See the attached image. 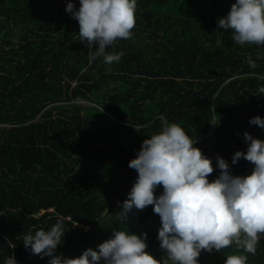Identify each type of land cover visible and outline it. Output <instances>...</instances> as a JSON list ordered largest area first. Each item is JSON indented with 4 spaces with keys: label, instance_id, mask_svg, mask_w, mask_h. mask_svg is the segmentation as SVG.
Here are the masks:
<instances>
[{
    "label": "trees",
    "instance_id": "16d2710c",
    "mask_svg": "<svg viewBox=\"0 0 264 264\" xmlns=\"http://www.w3.org/2000/svg\"><path fill=\"white\" fill-rule=\"evenodd\" d=\"M79 0H0V264H49L23 244L28 232L63 222L54 255L77 258L117 230L147 233L146 251L162 258L161 218L154 205L118 214L137 178L129 162L145 139L178 123L212 159H226L235 176L255 165L244 133L264 140L253 125L264 118V46H240L219 28L235 0H138L134 37L109 52L119 63L90 59L79 23L66 11ZM87 102L89 105L79 103ZM163 194L159 186L156 195ZM235 246L202 251L200 264H225ZM247 264H264V239Z\"/></svg>",
    "mask_w": 264,
    "mask_h": 264
},
{
    "label": "clouds",
    "instance_id": "9594fccd",
    "mask_svg": "<svg viewBox=\"0 0 264 264\" xmlns=\"http://www.w3.org/2000/svg\"><path fill=\"white\" fill-rule=\"evenodd\" d=\"M79 8L68 2L66 11L79 23V37L89 49L90 59L103 58L108 65L119 63L124 52H109L119 40L134 37L138 0H79ZM219 28L231 30L238 45L264 46V0H235L226 16L218 19ZM264 60L248 57L251 69ZM264 94V85L258 87ZM253 125L264 129V118L256 116ZM247 151H236L231 164L241 158L255 167L250 175L235 176L229 162L217 157L218 178L210 181L213 161L196 147L194 140L180 124L166 123L145 139L129 167L137 178L118 214L124 222L128 214L154 205L161 218L157 239L165 255L158 259L146 251L148 234L117 230L114 236L98 246L88 248L77 258L54 255L65 235L62 221L49 230L28 232L23 244L33 255L50 257L49 264H200L202 251L212 253L235 246L239 254L227 255L225 264H247L256 255L264 239V140L244 133ZM163 186V194L156 190ZM4 264H18L14 255Z\"/></svg>",
    "mask_w": 264,
    "mask_h": 264
},
{
    "label": "rangeland",
    "instance_id": "374dc122",
    "mask_svg": "<svg viewBox=\"0 0 264 264\" xmlns=\"http://www.w3.org/2000/svg\"><path fill=\"white\" fill-rule=\"evenodd\" d=\"M78 102H79V103H83V104H85V105H89L87 102H84V101H81V100H79Z\"/></svg>",
    "mask_w": 264,
    "mask_h": 264
},
{
    "label": "built area",
    "instance_id": "2783aa9c",
    "mask_svg": "<svg viewBox=\"0 0 264 264\" xmlns=\"http://www.w3.org/2000/svg\"><path fill=\"white\" fill-rule=\"evenodd\" d=\"M60 245H61V244H60ZM60 245H58V247H59ZM58 247H57V249H58ZM57 249H56V250H57Z\"/></svg>",
    "mask_w": 264,
    "mask_h": 264
}]
</instances>
